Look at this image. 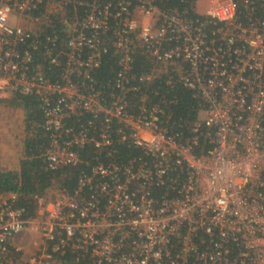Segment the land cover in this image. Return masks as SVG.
<instances>
[{
	"label": "built area",
	"instance_id": "1",
	"mask_svg": "<svg viewBox=\"0 0 264 264\" xmlns=\"http://www.w3.org/2000/svg\"><path fill=\"white\" fill-rule=\"evenodd\" d=\"M167 2L0 0V99L36 96L48 169L82 166L75 189L55 180L34 196L33 216L17 193L0 197V264L26 231L53 261L264 264V0ZM109 50L119 68L103 85ZM137 53L150 64L139 77ZM157 79L200 97L190 137L165 125Z\"/></svg>",
	"mask_w": 264,
	"mask_h": 264
},
{
	"label": "trees",
	"instance_id": "2",
	"mask_svg": "<svg viewBox=\"0 0 264 264\" xmlns=\"http://www.w3.org/2000/svg\"><path fill=\"white\" fill-rule=\"evenodd\" d=\"M192 2L193 0H168L167 4L172 7L176 6L180 9L187 8L191 10ZM59 30L60 27L56 29V32ZM51 32L52 30L49 29V33ZM60 34L62 37L64 36L63 33L60 32ZM24 48L25 46L20 48L21 51ZM30 50L34 54L36 63L42 65L45 73L52 79H57L61 68L51 65L48 60L44 59L42 50L32 48ZM149 67L150 64L144 55L137 53L132 73L139 77ZM118 68L117 58L112 50H109L94 75L100 84L107 85L115 79ZM149 88L153 91L156 89L159 91V95L151 94V100L154 103H159L165 109L164 123L169 131L174 134L179 133L182 137H190L193 133V124L204 108L200 97L193 90L181 84L171 88L159 79L150 83ZM14 100L25 111L27 136L19 169L0 171V193H17V204L26 209V215L29 217L35 214L34 196L44 193L55 180L68 189H75L82 166L66 167L58 171L48 169L44 153L49 145V135L44 128V117L38 98L34 95H16ZM201 130L205 133L204 127ZM203 148H207V142L206 139L201 137L199 150ZM59 259L62 264H99L87 257L77 260L76 255L71 253L66 258L60 257Z\"/></svg>",
	"mask_w": 264,
	"mask_h": 264
},
{
	"label": "rangeland",
	"instance_id": "3",
	"mask_svg": "<svg viewBox=\"0 0 264 264\" xmlns=\"http://www.w3.org/2000/svg\"><path fill=\"white\" fill-rule=\"evenodd\" d=\"M11 22L13 24H23L24 20L18 19V16H13ZM28 25L33 28L37 24L32 21ZM11 97L14 99V96ZM14 102L15 105H0V110H4L0 113V116L5 114L4 117H0V171L18 170L20 160L24 155V144L27 135L22 120H24L25 115L23 107L18 105L15 100ZM3 196H6V193H0V197ZM15 247L18 248V251L10 264L27 263L33 255L41 257L37 263L43 259L42 264H62L59 260L53 261L44 258L43 253L46 249V243L37 233L26 231L16 240Z\"/></svg>",
	"mask_w": 264,
	"mask_h": 264
},
{
	"label": "crops",
	"instance_id": "4",
	"mask_svg": "<svg viewBox=\"0 0 264 264\" xmlns=\"http://www.w3.org/2000/svg\"><path fill=\"white\" fill-rule=\"evenodd\" d=\"M4 100H1L0 101V105H3V106H8L7 104H13V105H15L14 103V99H13V97H11L10 95H7V97H5V98H3ZM4 110H0V113L1 112H3ZM23 111H24V109H23ZM7 115V114H6ZM24 115H25V111H24ZM5 116V114H2L0 117H4ZM25 116H24V120H22L23 121V124H25ZM20 120V119H19ZM25 130H26V128H25ZM19 167H20V163H19Z\"/></svg>",
	"mask_w": 264,
	"mask_h": 264
},
{
	"label": "clouds",
	"instance_id": "5",
	"mask_svg": "<svg viewBox=\"0 0 264 264\" xmlns=\"http://www.w3.org/2000/svg\"><path fill=\"white\" fill-rule=\"evenodd\" d=\"M0 18H2V17H0Z\"/></svg>",
	"mask_w": 264,
	"mask_h": 264
}]
</instances>
